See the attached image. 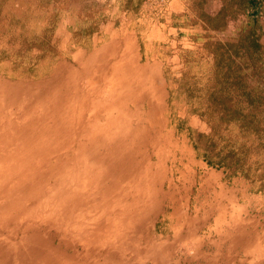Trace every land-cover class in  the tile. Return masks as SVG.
<instances>
[{
	"label": "rangeland",
	"instance_id": "rangeland-1",
	"mask_svg": "<svg viewBox=\"0 0 264 264\" xmlns=\"http://www.w3.org/2000/svg\"><path fill=\"white\" fill-rule=\"evenodd\" d=\"M173 1L0 0V264H264L261 170L247 177L209 165L206 137L217 123L202 114L225 70L212 68L211 51L243 46L244 29L258 34L264 0L241 11L235 0ZM223 7L225 27L208 29ZM98 50L119 75L93 76L86 57ZM230 60L245 91L264 93V52ZM73 74L82 79L76 95L64 86ZM103 82L118 86L110 93ZM114 102L111 118L93 113ZM150 108L139 167L110 179L101 145L127 122L146 125ZM218 128L217 143L236 136ZM149 200L153 214L128 221Z\"/></svg>",
	"mask_w": 264,
	"mask_h": 264
},
{
	"label": "trees",
	"instance_id": "trees-1",
	"mask_svg": "<svg viewBox=\"0 0 264 264\" xmlns=\"http://www.w3.org/2000/svg\"><path fill=\"white\" fill-rule=\"evenodd\" d=\"M234 3L240 11L250 6V0H235ZM227 10L229 7H223L214 16H207L208 29L222 30L226 25ZM249 36L250 39L248 36L243 38L242 45L246 46H215L222 51L219 56L211 51L212 68L225 70L220 74L217 86L212 84L208 87L204 99L205 112L202 114L214 117L217 130L218 126H231L236 136L223 144L217 143L215 138L222 140L223 137L216 135V126L209 122L212 131L211 135L206 137L207 147L203 158L209 165L216 164L232 171L233 174L240 173L247 177L253 169H260V177L264 178V160H251V155L264 153V93L255 88L245 91L248 86L244 72H235L230 68L231 57L239 53L242 57L260 61L264 52L263 46L257 43L254 31ZM234 91L238 93L234 94ZM226 129L230 130L229 127Z\"/></svg>",
	"mask_w": 264,
	"mask_h": 264
},
{
	"label": "bare ground",
	"instance_id": "bare-ground-1",
	"mask_svg": "<svg viewBox=\"0 0 264 264\" xmlns=\"http://www.w3.org/2000/svg\"><path fill=\"white\" fill-rule=\"evenodd\" d=\"M101 51H102V49H101ZM101 51L98 50L97 52L86 57V58L90 59V61L96 65V69L94 70L95 73L93 74V76H96V73L99 74V73H104V72H106V76H113L114 74L119 75L120 70L118 69V66L117 67H114L112 65L109 66V60L110 59L108 60L107 56H105L104 54L103 55L100 54ZM105 52H107V50H105ZM82 55H84V54L78 53L76 56L81 57ZM90 64H92V63H90ZM120 68H121V66H120ZM107 72H109V74ZM75 75H77V74H73V75L69 76V78H68L69 84L68 83H66V85L63 84L68 91H69V88H68V85H69V87L71 89V92H69V93L72 95L77 94V90H78L77 88L79 86L78 82H81V80H82L81 78H79ZM81 76H84V77L88 76L87 65L84 66L83 75H81ZM105 79L107 82V78H105ZM98 82H99V79L98 80L93 79V84L97 85ZM106 82H103L105 85V91H107L108 89H109L108 91H110V93L115 91V88H117L118 85L109 86ZM113 83L115 84V81ZM94 88L95 87H91L90 90L94 91ZM95 89H97V88H95ZM59 90H61V89L59 88ZM127 97L130 98V103H135V102H137V99H139L138 97H140V93L131 89L127 92ZM114 98L117 99V97H114ZM114 107H116L115 102L113 103L111 108L103 107L101 110L95 109L93 113H96L95 116L97 118L103 117L104 113H105V115H110L109 118H111ZM145 115H146L145 119L147 120V121H145L146 125L136 126L134 128H131V130H130V129H126V128H130V123L127 122L125 125L126 130L125 129L122 130L120 127H116L115 133L110 137V139L108 141L105 142V144L101 145L103 152L100 153V155L98 156L99 158H97V160L105 162L104 174L107 177H109L110 179H112L114 177L117 178L119 176H124V175L130 174L131 171H134L133 169H136L139 167V162H136V161H137L139 155L144 153L141 151L140 146H141V144H148L150 142V136L152 135L153 132L151 133V130H150L148 123L150 122L152 116H155V112L153 109L150 108V109H148V112H146ZM125 120L127 121V119H125ZM156 131H157V129H156ZM154 133L156 134L155 131H154ZM164 138H165V141L167 142L166 137H164ZM116 143L119 144V147H117V148L115 147ZM181 146L179 145V147L185 153V160H187L188 162L191 161L189 153ZM133 162H135V163H133ZM132 164H134V165L132 166ZM145 199H147V197ZM134 203H137V200H134ZM138 207H140V205L139 206H137V204L134 205V208L138 209ZM152 207H153V204L150 202V200L147 201L145 206L143 208L141 207L142 209L137 211V214L135 216H134L133 212L129 213L128 214L129 220L128 219L127 220L133 221V222L137 221V223L139 221H142V222L145 221L146 218L150 217L153 214L154 210ZM128 210H133L132 206H131V208L129 207ZM121 215H123V213ZM125 218H124V220H125ZM135 224L136 223H134V225Z\"/></svg>",
	"mask_w": 264,
	"mask_h": 264
},
{
	"label": "crops",
	"instance_id": "crops-1",
	"mask_svg": "<svg viewBox=\"0 0 264 264\" xmlns=\"http://www.w3.org/2000/svg\"><path fill=\"white\" fill-rule=\"evenodd\" d=\"M178 4H179V2H178L177 0H174V1L172 2V5H174V6H176V7H178ZM258 17H259V19L256 18V19L253 21V22H254V23H253L254 26H255V25H258V23L260 22V25H259V32H258V34L255 33L256 30H255L254 27H252V29L249 30L248 32H246V30L244 29V36H243V38H245V37L248 36V39H250L251 37H250L249 35H250L251 32L254 31L256 37H257L258 35L261 37L260 45H263L262 43H264V13H261ZM243 46H246V45H243ZM240 193H241V195H242L243 198H248L247 195L244 194L243 192H240Z\"/></svg>",
	"mask_w": 264,
	"mask_h": 264
}]
</instances>
